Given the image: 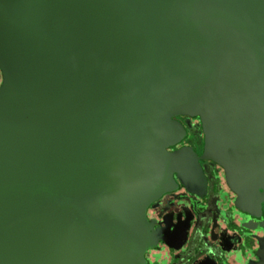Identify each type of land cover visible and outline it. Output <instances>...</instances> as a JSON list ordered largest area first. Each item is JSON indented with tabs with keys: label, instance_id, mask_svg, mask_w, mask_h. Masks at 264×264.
Listing matches in <instances>:
<instances>
[{
	"label": "water",
	"instance_id": "1",
	"mask_svg": "<svg viewBox=\"0 0 264 264\" xmlns=\"http://www.w3.org/2000/svg\"><path fill=\"white\" fill-rule=\"evenodd\" d=\"M0 74V264H144L149 204L202 179L177 114L261 199L264 0H0Z\"/></svg>",
	"mask_w": 264,
	"mask_h": 264
},
{
	"label": "flooded vegetation",
	"instance_id": "2",
	"mask_svg": "<svg viewBox=\"0 0 264 264\" xmlns=\"http://www.w3.org/2000/svg\"><path fill=\"white\" fill-rule=\"evenodd\" d=\"M171 119L184 133L166 150L192 151L202 179L185 182L173 173L174 187L149 204L150 242L144 264L257 262L264 249V190L259 189L261 199L253 207H240L244 198L228 185L224 168L202 157L204 138L199 118L177 114ZM192 135L199 142H191Z\"/></svg>",
	"mask_w": 264,
	"mask_h": 264
},
{
	"label": "rangeland",
	"instance_id": "3",
	"mask_svg": "<svg viewBox=\"0 0 264 264\" xmlns=\"http://www.w3.org/2000/svg\"><path fill=\"white\" fill-rule=\"evenodd\" d=\"M189 125V124H188ZM199 131V130H198ZM198 135V134H197ZM199 137V136H198ZM191 142H194V143H197V142H199V139H196V136H193L192 135V137H191Z\"/></svg>",
	"mask_w": 264,
	"mask_h": 264
},
{
	"label": "trees",
	"instance_id": "4",
	"mask_svg": "<svg viewBox=\"0 0 264 264\" xmlns=\"http://www.w3.org/2000/svg\"><path fill=\"white\" fill-rule=\"evenodd\" d=\"M0 84H1V74H0Z\"/></svg>",
	"mask_w": 264,
	"mask_h": 264
}]
</instances>
